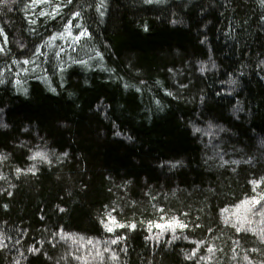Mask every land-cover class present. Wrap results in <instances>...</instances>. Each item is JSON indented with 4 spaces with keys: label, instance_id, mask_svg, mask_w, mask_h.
<instances>
[{
    "label": "trees",
    "instance_id": "16d2710c",
    "mask_svg": "<svg viewBox=\"0 0 264 264\" xmlns=\"http://www.w3.org/2000/svg\"><path fill=\"white\" fill-rule=\"evenodd\" d=\"M0 46V264H264V0H0Z\"/></svg>",
    "mask_w": 264,
    "mask_h": 264
},
{
    "label": "snow or ice",
    "instance_id": "6c2138e0",
    "mask_svg": "<svg viewBox=\"0 0 264 264\" xmlns=\"http://www.w3.org/2000/svg\"><path fill=\"white\" fill-rule=\"evenodd\" d=\"M69 3H71V0H69ZM76 15L79 16V13H77ZM145 30H146V29H145ZM88 35H89V38H90V37H91V33H88ZM3 52H4V47H3V46H0V53H3ZM25 63H28V61H25ZM204 70H205L204 67H202V68H201V71H204ZM233 83H235V81H233ZM169 95H171V93H169ZM3 127H7V125H3ZM195 131H196V132H200V129H199V128H196ZM117 135H120V133H117ZM129 139H130V138H129ZM37 155H40V154H37ZM35 158H36L35 156L32 157V159H35ZM260 203H261V202H260L259 200L256 201V204H260ZM5 207H7V205H5ZM60 211L63 212V211H65V209L61 208ZM161 211H163V210H161ZM185 215H187V214H185ZM108 219H109L112 223H118L117 221H115V219H114L113 217H111L110 214H109V216H108ZM101 223H104V221L101 220ZM174 223L178 224L179 221H174ZM119 226H120V228H129L130 230H133V231L135 230V227H136L135 224H129V225L120 224ZM197 226H199V225H197ZM105 227H107V230H108L109 232H112V231H113V228L108 227L107 224H105ZM156 227H158V228H165V227H172V225H171V224H168V225L157 224ZM180 227L186 228L187 225H180ZM113 242H115V241H113ZM31 251L33 252V254H36V255H39V254H40V253H39V249H37V248H35V247H33V248L31 249ZM209 251H212V249H209ZM253 251H255V249H254Z\"/></svg>",
    "mask_w": 264,
    "mask_h": 264
}]
</instances>
